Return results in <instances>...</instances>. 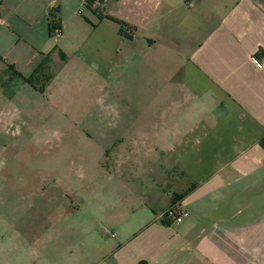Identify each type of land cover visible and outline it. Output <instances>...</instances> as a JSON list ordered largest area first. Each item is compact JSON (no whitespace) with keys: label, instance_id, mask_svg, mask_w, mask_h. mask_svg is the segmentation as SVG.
Instances as JSON below:
<instances>
[{"label":"crops","instance_id":"crops-1","mask_svg":"<svg viewBox=\"0 0 264 264\" xmlns=\"http://www.w3.org/2000/svg\"><path fill=\"white\" fill-rule=\"evenodd\" d=\"M0 57L25 78L46 58L52 74L71 62L123 87L134 72L177 77L145 89L173 92L166 105L178 119L114 136L161 169L146 219L100 264H264V0H0ZM25 84L15 77L0 101ZM173 206L185 216L168 226Z\"/></svg>","mask_w":264,"mask_h":264},{"label":"rangeland","instance_id":"rangeland-1","mask_svg":"<svg viewBox=\"0 0 264 264\" xmlns=\"http://www.w3.org/2000/svg\"><path fill=\"white\" fill-rule=\"evenodd\" d=\"M61 70L46 86L25 84L0 101V264H100L152 202L148 183L161 166L153 156L128 155L114 136L156 131L162 114L178 119L166 105L173 92L162 98L153 85L145 89L177 77L168 83L134 72L123 87L71 62ZM10 75L0 62V88ZM167 205L161 200L157 214Z\"/></svg>","mask_w":264,"mask_h":264},{"label":"trees","instance_id":"trees-1","mask_svg":"<svg viewBox=\"0 0 264 264\" xmlns=\"http://www.w3.org/2000/svg\"><path fill=\"white\" fill-rule=\"evenodd\" d=\"M109 20L120 26V33L126 37H130L131 35H129L130 33H132L133 28L126 22L116 19V18H110ZM54 30V28H52V31ZM60 56H62V54L60 53ZM64 58V57H63ZM0 62H3L2 58L0 57ZM51 62V61H50ZM49 63V58H46V60L44 61L42 68L38 71V73L32 77L29 78H25L23 77L16 69L13 65H8L7 69L10 72V77H9V81H12L15 77L19 76L22 77L30 86H32L35 90L39 89V86H46V84H49L51 79H52V73H51V68L48 65ZM42 91V90H41ZM163 224L165 225H172L173 221L168 218L166 215L163 217L162 219Z\"/></svg>","mask_w":264,"mask_h":264},{"label":"built area","instance_id":"built-area-1","mask_svg":"<svg viewBox=\"0 0 264 264\" xmlns=\"http://www.w3.org/2000/svg\"><path fill=\"white\" fill-rule=\"evenodd\" d=\"M58 34H59V32H58ZM165 215L168 218H170L173 221V223L180 224L183 221V218L185 216V212L182 211L178 206H173L172 208H170L166 212ZM113 237H114V235H113Z\"/></svg>","mask_w":264,"mask_h":264}]
</instances>
